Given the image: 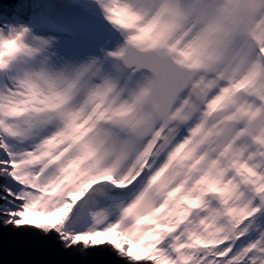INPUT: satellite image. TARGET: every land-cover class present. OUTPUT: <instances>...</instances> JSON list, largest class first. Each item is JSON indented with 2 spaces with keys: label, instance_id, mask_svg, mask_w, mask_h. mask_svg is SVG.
I'll return each instance as SVG.
<instances>
[{
  "label": "snow or ice",
  "instance_id": "6c2138e0",
  "mask_svg": "<svg viewBox=\"0 0 264 264\" xmlns=\"http://www.w3.org/2000/svg\"><path fill=\"white\" fill-rule=\"evenodd\" d=\"M264 264V0H0V264Z\"/></svg>",
  "mask_w": 264,
  "mask_h": 264
},
{
  "label": "water",
  "instance_id": "95a60500",
  "mask_svg": "<svg viewBox=\"0 0 264 264\" xmlns=\"http://www.w3.org/2000/svg\"><path fill=\"white\" fill-rule=\"evenodd\" d=\"M11 234L6 231L5 233V248H4V260L9 262V264H13V262H22L29 260H37V259H52L54 257H37V256H29L23 254H17L13 251L11 246Z\"/></svg>",
  "mask_w": 264,
  "mask_h": 264
}]
</instances>
